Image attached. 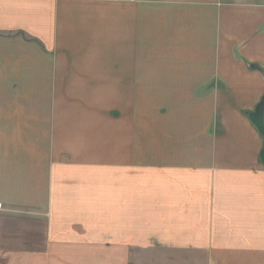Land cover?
I'll use <instances>...</instances> for the list:
<instances>
[{
    "label": "crops",
    "instance_id": "1",
    "mask_svg": "<svg viewBox=\"0 0 264 264\" xmlns=\"http://www.w3.org/2000/svg\"><path fill=\"white\" fill-rule=\"evenodd\" d=\"M263 97L264 0H0V264L264 256Z\"/></svg>",
    "mask_w": 264,
    "mask_h": 264
},
{
    "label": "water",
    "instance_id": "2",
    "mask_svg": "<svg viewBox=\"0 0 264 264\" xmlns=\"http://www.w3.org/2000/svg\"><path fill=\"white\" fill-rule=\"evenodd\" d=\"M248 116L253 126L256 128V130L259 132V134L263 137L264 140V97L262 98L255 111L248 114ZM260 163L264 166V144L263 150L260 155Z\"/></svg>",
    "mask_w": 264,
    "mask_h": 264
},
{
    "label": "rangeland",
    "instance_id": "3",
    "mask_svg": "<svg viewBox=\"0 0 264 264\" xmlns=\"http://www.w3.org/2000/svg\"><path fill=\"white\" fill-rule=\"evenodd\" d=\"M260 246H261L260 251L262 253L264 251V249H262V248H264V246H262V243H260ZM240 260L241 259H239V261H238V259H233V260L232 259H227V262L229 264L230 263L231 264H241ZM244 260H245L246 264H258V263L259 264H264V256H261L259 258H256V257H245ZM225 262H226V260H225Z\"/></svg>",
    "mask_w": 264,
    "mask_h": 264
},
{
    "label": "built area",
    "instance_id": "4",
    "mask_svg": "<svg viewBox=\"0 0 264 264\" xmlns=\"http://www.w3.org/2000/svg\"><path fill=\"white\" fill-rule=\"evenodd\" d=\"M5 212H6L5 205L2 202H0V215L3 214V213H5Z\"/></svg>",
    "mask_w": 264,
    "mask_h": 264
},
{
    "label": "trees",
    "instance_id": "5",
    "mask_svg": "<svg viewBox=\"0 0 264 264\" xmlns=\"http://www.w3.org/2000/svg\"><path fill=\"white\" fill-rule=\"evenodd\" d=\"M257 68H258V67H257ZM257 68H256V69H257Z\"/></svg>",
    "mask_w": 264,
    "mask_h": 264
}]
</instances>
